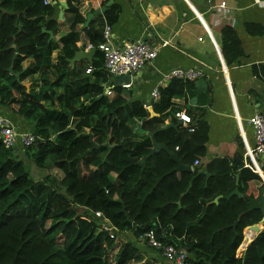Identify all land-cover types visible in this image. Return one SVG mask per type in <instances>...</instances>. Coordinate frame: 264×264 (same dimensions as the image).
<instances>
[{
	"label": "trees",
	"instance_id": "trees-1",
	"mask_svg": "<svg viewBox=\"0 0 264 264\" xmlns=\"http://www.w3.org/2000/svg\"><path fill=\"white\" fill-rule=\"evenodd\" d=\"M66 2L69 29L57 34L50 2L0 0V107L33 125L35 139L23 153L47 170L41 179L32 178L0 141V264H166L148 256L149 251L159 254L150 247L144 250L123 237L118 244L102 230L103 218L96 219L95 211L117 234L130 232L137 241L154 229L162 241L185 247L190 264H264V229L245 249L240 245L244 228L260 223L262 213L248 210L245 197L228 196L236 174L242 194L255 197L259 188L264 191L262 179L243 165L240 154L211 159L204 166L208 176L197 174L203 165L172 171L176 163L164 149L148 156L143 169L128 160L130 150L141 158L151 149L149 136L132 139L136 126L154 132L156 141L187 164L205 155L204 120L190 115L187 125L160 129L169 114L175 123L180 110L173 98L192 80L172 78L161 86L153 116L142 101L124 96L121 87L107 95L111 75L98 45L104 24L117 20V4L102 14L105 20L95 17L83 27L81 0ZM244 26L250 35L263 32L256 23ZM81 33L95 52L71 73L70 58L86 46L77 45ZM220 48L229 65L244 54L228 24L220 29ZM36 74L41 86L37 79L28 86L26 80Z\"/></svg>",
	"mask_w": 264,
	"mask_h": 264
},
{
	"label": "crops",
	"instance_id": "crops-1",
	"mask_svg": "<svg viewBox=\"0 0 264 264\" xmlns=\"http://www.w3.org/2000/svg\"><path fill=\"white\" fill-rule=\"evenodd\" d=\"M62 1L66 0H50V4L54 6V18L58 22L57 34L68 31L71 19L67 2L63 6ZM108 1L81 0L80 11L86 18L87 13L105 6ZM221 2H225L228 11L219 9ZM112 3H116L118 9L117 20L110 24L113 45L122 46L136 39L158 45L162 41L166 42L159 46L152 60L130 73L131 81L127 83L128 86H118L122 88V94L142 101L147 110L150 106L152 109V102L156 98H152L150 92L156 85L167 84L168 80L163 81V78L169 70L188 67L202 70V76L190 81L185 92L173 98L177 110L208 124L206 152L197 159L200 162L197 166L204 167L213 158L231 159L236 154L241 155L244 165L247 152L253 146V130L247 120L264 109V0H112L106 10ZM104 12L93 18L105 20L102 15ZM248 22L259 24L263 27V32L250 35L244 26ZM230 23L240 38L244 54L238 63L229 65L221 53L220 29ZM81 44L86 45L83 49L91 48V45L86 44L83 33L77 45ZM91 59L75 60L71 63V73L81 69L82 65L86 66V62ZM29 62L30 60H26L24 66ZM110 75L104 91L117 78L111 73ZM34 79L41 86L37 74L26 80L27 85L30 86ZM0 115L7 116L18 131L33 130V125L9 109L0 107ZM149 115L157 113L151 114L149 111ZM171 118V114L167 115L160 129L173 123ZM179 119L175 117L173 124H177ZM148 133L150 132H138L136 126L132 139L140 140L144 135L149 136ZM190 166L194 167L193 164ZM257 195L258 192L255 197ZM258 225L262 228L260 223ZM258 233L249 226L245 227L241 247L245 249ZM122 237L123 240L129 239L138 243L144 250L148 248L130 232L121 234L119 238ZM149 253L150 258L155 256L158 261L169 263L160 254Z\"/></svg>",
	"mask_w": 264,
	"mask_h": 264
},
{
	"label": "built area",
	"instance_id": "built-area-1",
	"mask_svg": "<svg viewBox=\"0 0 264 264\" xmlns=\"http://www.w3.org/2000/svg\"><path fill=\"white\" fill-rule=\"evenodd\" d=\"M48 2L50 0H44V3L47 4ZM219 9L228 11L225 2L219 4ZM229 25L233 26L232 23ZM161 44L165 45L166 42L162 41ZM160 45L151 44L143 39H136L126 42L122 46H115L111 41V25L105 24L102 30V42L98 47L103 53L105 68L109 73L119 77L131 73L152 60ZM86 71L89 72L90 68H87ZM202 75L203 71L197 68H172L164 75L163 81H169L172 78L194 80ZM128 85L124 84L123 86ZM160 86L162 85L153 87L150 92L152 98L158 97ZM111 88L106 89L107 95L112 93ZM175 116L181 119L183 125L190 122V117L183 112L178 111ZM247 122L253 130V146L247 152L248 157L244 165L259 175L264 184V109L250 116ZM34 139L35 136L32 131H18L7 116L0 115V141L4 147L13 149L16 146H21L25 148L32 144ZM199 164V160L195 159L194 167ZM94 215L96 219L103 218L101 222L99 220L100 227L108 232L110 237L115 238L116 228L113 224L100 211H95ZM140 240L146 246L159 251V254L170 264H190L189 253L185 247L162 241L152 228L144 231Z\"/></svg>",
	"mask_w": 264,
	"mask_h": 264
},
{
	"label": "water",
	"instance_id": "water-1",
	"mask_svg": "<svg viewBox=\"0 0 264 264\" xmlns=\"http://www.w3.org/2000/svg\"><path fill=\"white\" fill-rule=\"evenodd\" d=\"M111 2H112V0H109L105 6H101L100 8H96V9L92 10L91 12L87 13L83 26H87L95 15H97L101 12H104L106 10V7ZM61 4L63 6H66V1H62ZM49 33H50V37H52V33L51 32H49ZM94 51H95V49L93 47H91L89 49L77 50L74 53L73 57L70 58L69 61H70V63L73 64L76 59H79L81 57L91 59L92 55L94 54ZM11 70H12V67L10 66L9 71H11ZM16 76L18 77V74ZM130 81H131V74L126 73L120 77L115 78L113 80V84L111 87L122 86L123 84L130 83ZM148 110L151 112V114H153L151 106L148 107ZM180 124H181V120L179 119L177 121V124L168 123V124L164 125L162 128L178 126ZM138 132H144V131H142L141 128H139ZM148 134H149V136L151 138V142H152V147H151L150 151L147 154L143 155L141 158H138L137 156H134V151L130 150V154L128 156V160L130 162L137 163L143 169L145 167V161H146V158L148 156L152 155L153 153H155L161 149H164L169 154V156L174 160V162L176 163V166L172 169V171H187V172L192 171L190 164H186V163L182 162V159L178 157V155L175 151L169 150L164 143L155 141L154 135L152 132H150ZM103 145L108 146V143H104ZM120 145H124V142H121ZM93 147H98V144L93 142ZM199 173H203L207 176L209 175L206 167L199 169L197 174H199ZM192 180H193V178L191 179L189 186L191 185ZM235 183H236V187L229 193L228 196L235 194L239 197H245L248 200V208H247L248 210L257 209L262 213V217H261V221H260L262 228L260 226H258V224H253V225L249 226L250 228H253L256 232H260L261 230L264 229V191H263V189H261V188L258 189V195L256 197H250L248 194H246V193L242 194L239 191V189H238V174H236ZM189 186H188V188H189ZM188 188L186 189V191L188 190ZM220 197H221V195L216 196L213 199V202H217Z\"/></svg>",
	"mask_w": 264,
	"mask_h": 264
},
{
	"label": "rangeland",
	"instance_id": "rangeland-1",
	"mask_svg": "<svg viewBox=\"0 0 264 264\" xmlns=\"http://www.w3.org/2000/svg\"><path fill=\"white\" fill-rule=\"evenodd\" d=\"M20 147V148H19ZM12 152L14 155H16L18 158H20L23 161V166L25 168V170L28 172V175L31 176L34 179H41L43 174L47 171L44 169H40L38 167H36L34 165V163L32 162L31 158L27 157L24 153H23V147L21 146H16L12 149ZM49 172H51L52 174L54 173L55 170H50L48 169ZM121 235L116 233L115 236V241H118V244H121V240L119 241V237ZM142 242V241H141ZM148 247V246H146ZM138 259H135V261Z\"/></svg>",
	"mask_w": 264,
	"mask_h": 264
}]
</instances>
